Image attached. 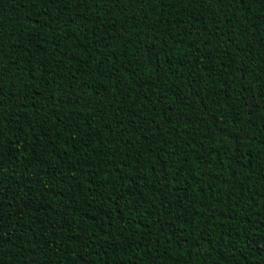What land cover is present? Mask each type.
Masks as SVG:
<instances>
[{"label":"trees","instance_id":"16d2710c","mask_svg":"<svg viewBox=\"0 0 264 264\" xmlns=\"http://www.w3.org/2000/svg\"><path fill=\"white\" fill-rule=\"evenodd\" d=\"M0 264H264V0H0Z\"/></svg>","mask_w":264,"mask_h":264}]
</instances>
